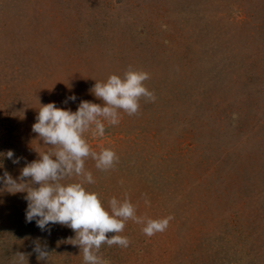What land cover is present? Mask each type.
Instances as JSON below:
<instances>
[{"label":"rangeland","instance_id":"374dc122","mask_svg":"<svg viewBox=\"0 0 264 264\" xmlns=\"http://www.w3.org/2000/svg\"><path fill=\"white\" fill-rule=\"evenodd\" d=\"M130 67L149 73L156 99L141 97L133 115L120 110L103 137L85 133L118 160L101 170L87 158L94 183L84 186L105 207L128 198L139 217L172 219L152 236L129 219L120 233L129 246L102 244L97 255L105 264H264V0H0V174L19 178L52 147L32 131L41 104H102L96 80ZM25 195L0 192V264H15L17 252L22 264H84L73 229L26 222ZM37 238L44 260L32 251Z\"/></svg>","mask_w":264,"mask_h":264},{"label":"clouds","instance_id":"9594fccd","mask_svg":"<svg viewBox=\"0 0 264 264\" xmlns=\"http://www.w3.org/2000/svg\"><path fill=\"white\" fill-rule=\"evenodd\" d=\"M148 78V72L130 67L122 76L114 73L105 81L96 80L92 92L102 99V104L83 100L75 111L58 107L55 102L41 104L32 131L39 135L44 145L52 147L38 152L39 158L27 162L19 178H14L7 170L0 174V192L26 193V222L35 221L41 231L49 233L51 226L57 223L75 231L74 244L83 251L84 264H105L97 255L102 244L128 247L129 238L120 233L129 219L142 223V232L147 236L166 230L172 219L170 215L139 217L128 198L112 197L105 207L98 193L84 186L94 183L92 172L85 168L87 158L95 160L96 168L101 170L112 168L118 160L111 148L94 151L85 133L90 131L93 137H103L105 122L119 124L120 110L133 115L139 111L141 97L155 101V94L144 83ZM68 100L75 101V94L66 98L65 103ZM3 154L14 164L20 163L21 157L15 156L14 150ZM73 176L82 179L71 181ZM109 232L115 234L109 237ZM32 243L38 260L48 258L49 251L39 238ZM15 255L18 257L15 264H22L25 254L17 252Z\"/></svg>","mask_w":264,"mask_h":264}]
</instances>
